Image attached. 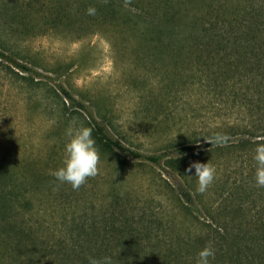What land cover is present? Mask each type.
<instances>
[{"label": "rangeland", "instance_id": "1", "mask_svg": "<svg viewBox=\"0 0 264 264\" xmlns=\"http://www.w3.org/2000/svg\"><path fill=\"white\" fill-rule=\"evenodd\" d=\"M86 2L0 0V46L32 68L23 71L0 57V264H31L30 258L42 251L27 248L25 239L17 244L14 224L34 219L39 231L45 229L42 223L55 229L75 204L92 202L103 212L114 195L169 204L183 180L180 170L209 160L198 156L173 164L165 158L157 164L104 150L96 142L99 174L74 190L51 175L63 166L66 129L73 121L76 127H89L90 112L126 145L158 154L226 119L216 107L223 102L209 96L206 87L189 83L196 59L174 55L168 36L163 42L152 38L157 17H142L137 24L97 19L87 14ZM191 10L202 13L204 5L194 4ZM222 158L213 159L221 163L213 165L217 178L206 191L209 195L226 179L227 166L239 165L231 153L225 162ZM202 215L199 209L179 217L188 224ZM36 262L42 264L38 258Z\"/></svg>", "mask_w": 264, "mask_h": 264}, {"label": "trees", "instance_id": "2", "mask_svg": "<svg viewBox=\"0 0 264 264\" xmlns=\"http://www.w3.org/2000/svg\"><path fill=\"white\" fill-rule=\"evenodd\" d=\"M146 2L149 6L142 4ZM86 3L96 8L97 19L137 24L142 17L150 21L157 17L152 38L163 42L168 36L174 55L196 59V71L188 76L195 78L189 83L206 87L209 96L223 102L216 107L226 117L220 126L194 131L171 150L146 154L115 137L89 112L88 125L101 148L157 164L165 158L177 164L198 156L211 161L224 157L225 162L231 153L239 165L227 166L226 179L210 195L198 193L194 174L180 170L183 180L172 188L169 204L114 195L103 212L92 202L75 204L70 216L56 221L55 229L42 223L40 228L45 229L39 231L34 219L14 224L17 244L25 239L27 248H42L30 258L31 264H37V258L42 264H89L90 257H110L112 264H196L198 252L209 243L215 249L211 264H264V187L256 186L253 159L257 144L264 142V0H131L127 7L124 0ZM197 3H203L202 13L192 12ZM0 57L23 71L32 70L7 46H0ZM216 133L228 134V144L206 142ZM224 149L229 151L224 154ZM199 209L203 215L196 221L185 224L179 217Z\"/></svg>", "mask_w": 264, "mask_h": 264}, {"label": "clouds", "instance_id": "3", "mask_svg": "<svg viewBox=\"0 0 264 264\" xmlns=\"http://www.w3.org/2000/svg\"><path fill=\"white\" fill-rule=\"evenodd\" d=\"M107 3V0H104ZM127 7L131 0H124ZM96 8L90 6L87 9L88 15H95ZM92 128L86 126H75V121L70 123L66 129V136L69 138L65 145V156L63 166L53 171V175L61 184H70L74 190H78L85 185L89 178H94L99 174L100 151L92 135ZM230 137L226 133H216L206 138L209 144L220 146L227 145ZM253 159L256 162L255 182L257 187H264V142H259L255 148ZM197 180L196 191L204 194L217 178L216 168L210 163L193 162L186 171L192 173ZM191 176V175H190ZM215 258V249L209 243L201 249L196 258V264H211V259ZM89 264H112L110 257L102 260L89 258Z\"/></svg>", "mask_w": 264, "mask_h": 264}]
</instances>
